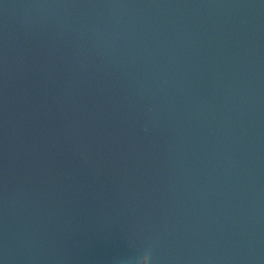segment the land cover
<instances>
[{
  "label": "water",
  "instance_id": "1",
  "mask_svg": "<svg viewBox=\"0 0 264 264\" xmlns=\"http://www.w3.org/2000/svg\"><path fill=\"white\" fill-rule=\"evenodd\" d=\"M0 264H264V0H0Z\"/></svg>",
  "mask_w": 264,
  "mask_h": 264
},
{
  "label": "clouds",
  "instance_id": "2",
  "mask_svg": "<svg viewBox=\"0 0 264 264\" xmlns=\"http://www.w3.org/2000/svg\"><path fill=\"white\" fill-rule=\"evenodd\" d=\"M148 260H149V258H148Z\"/></svg>",
  "mask_w": 264,
  "mask_h": 264
}]
</instances>
